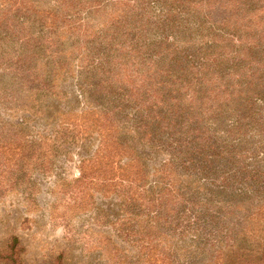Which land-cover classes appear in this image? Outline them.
<instances>
[{
    "label": "rangeland",
    "instance_id": "rangeland-1",
    "mask_svg": "<svg viewBox=\"0 0 264 264\" xmlns=\"http://www.w3.org/2000/svg\"><path fill=\"white\" fill-rule=\"evenodd\" d=\"M11 252L264 264V0H0Z\"/></svg>",
    "mask_w": 264,
    "mask_h": 264
},
{
    "label": "trees",
    "instance_id": "trees-1",
    "mask_svg": "<svg viewBox=\"0 0 264 264\" xmlns=\"http://www.w3.org/2000/svg\"><path fill=\"white\" fill-rule=\"evenodd\" d=\"M196 141L199 142V140H196ZM199 152H201L202 155L205 154V152L203 151V149H200V148H199ZM16 244H17V239L16 238H13V245H12L11 249H14L15 246H16ZM3 259H5L10 264H15V259H14V253L13 252L8 253L7 255H4L3 256Z\"/></svg>",
    "mask_w": 264,
    "mask_h": 264
}]
</instances>
